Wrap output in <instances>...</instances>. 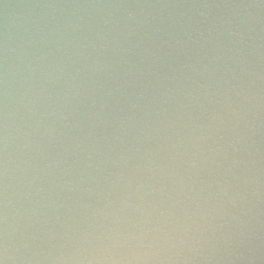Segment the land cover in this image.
I'll list each match as a JSON object with an SVG mask.
<instances>
[{"label": "water", "instance_id": "95a60500", "mask_svg": "<svg viewBox=\"0 0 264 264\" xmlns=\"http://www.w3.org/2000/svg\"><path fill=\"white\" fill-rule=\"evenodd\" d=\"M0 264H264V0H0Z\"/></svg>", "mask_w": 264, "mask_h": 264}]
</instances>
